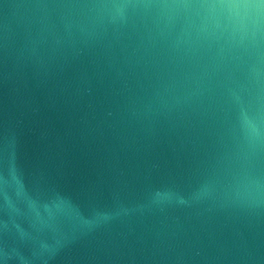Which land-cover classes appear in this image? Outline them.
Returning <instances> with one entry per match:
<instances>
[{
	"label": "water",
	"instance_id": "water-1",
	"mask_svg": "<svg viewBox=\"0 0 264 264\" xmlns=\"http://www.w3.org/2000/svg\"><path fill=\"white\" fill-rule=\"evenodd\" d=\"M0 264H264V0H0Z\"/></svg>",
	"mask_w": 264,
	"mask_h": 264
}]
</instances>
